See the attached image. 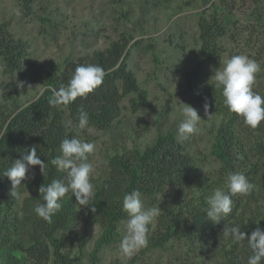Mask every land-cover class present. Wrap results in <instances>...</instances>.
<instances>
[{"label":"rangeland","instance_id":"obj_1","mask_svg":"<svg viewBox=\"0 0 264 264\" xmlns=\"http://www.w3.org/2000/svg\"><path fill=\"white\" fill-rule=\"evenodd\" d=\"M209 16L217 17L225 28V35L217 39L221 51L216 63L201 56L198 21ZM0 24H5L24 46L20 71L6 74L0 67V90H4L0 96V120L15 106H24L37 98L50 69L61 67L65 61L84 62L94 53H105L114 44L126 43L125 68L135 75L139 87L147 91V100L140 109L133 110L129 99L135 95H127L120 101V115L109 128H77L76 134L78 139L96 144V152L89 156V162L94 165L91 177L94 195L108 176V162L112 157L133 152L142 154L159 136L174 135L190 157L195 175H200L197 180L194 176L190 184L167 187L150 198L142 195L145 208L159 206L162 211L156 222L149 225V239L157 229L159 218L175 212L191 198L198 181L212 179L209 177L221 166L212 154V147L216 131L231 115L222 104L220 91L210 80L216 68L238 54L259 62L262 71L257 74L253 91L264 96V0H227L225 3L218 0H36L29 15L21 11L19 0H0ZM138 36L147 38L137 39ZM19 82H25L23 88L17 87ZM182 104L192 106L202 119L198 125L200 131L186 141H180L177 135ZM66 124L69 125L68 119ZM239 127L242 130L239 133L246 134L245 141L248 139L254 144L250 138L254 140L258 133L249 135L250 128L243 124ZM28 195L20 188L15 197L13 209L19 218L23 216ZM93 202L92 198L89 206ZM257 203L264 211V199ZM72 204L69 231L79 235L81 244H74L63 252L77 258L79 264L214 263L202 254L199 246L187 240L169 241L161 249L147 250V245L131 257L122 256L119 244L126 231L127 217L117 224L112 243L100 250L91 263L103 228L90 216L87 207L76 203L75 197Z\"/></svg>","mask_w":264,"mask_h":264},{"label":"trees","instance_id":"obj_2","mask_svg":"<svg viewBox=\"0 0 264 264\" xmlns=\"http://www.w3.org/2000/svg\"><path fill=\"white\" fill-rule=\"evenodd\" d=\"M35 2L19 0L21 11L29 15ZM198 30L201 56L204 60L215 62L221 51L217 39L225 35V28L217 17L209 16L199 19ZM125 44H114L105 53H94L84 62L65 61L61 67L50 69L43 91L33 102L26 104L30 105L28 108L15 106L1 117L0 174L33 146H36L37 155L48 166L43 174L39 166L31 167L21 186L16 189L18 193L20 188H24L29 194L24 202L22 218L14 213L16 196L11 195L10 181L0 176V216L3 217L0 223V264H79L77 258L63 252L74 244H81L79 235L69 231L68 225L74 196L68 193L51 222H46L34 211L37 203L42 202L38 189L54 179H65L66 173L58 170L50 161L60 155L59 147L63 139L78 138L76 129L79 128L81 109L89 115L87 127L105 130L120 115L123 97L135 95L129 99L133 110L140 109L147 100V91L139 87L135 75L125 68ZM23 56V44L13 37L5 24H0L2 72L14 74L20 71ZM82 64H95L106 70L108 74L102 85L86 98H77L67 106L52 105L53 90L66 85L75 68ZM66 119L71 121L70 126L66 124ZM241 124L242 121L232 114L228 122L218 128L212 147L213 156L221 164L218 172L215 171L210 180L198 181V187L193 185L190 199L175 212L159 218L147 250L161 249L169 241L187 240L199 246L202 254L214 261L212 264H246L251 255L247 243L237 244L227 240L222 231L225 225H239L246 238L257 228L264 231V211L262 205H257L259 200L264 199V122L256 129L248 130L249 135L258 133L254 140L250 138L254 144L248 139L245 141L246 134L239 133L242 131L239 127ZM229 173H242L253 187L246 196H233L232 212L220 223L213 224L204 212L207 198L214 189L224 186ZM194 176L195 180L200 177L195 175L192 160L171 133L159 136L142 154L133 152L112 157L108 162V176L93 197L96 211L90 212V216L103 228V236L91 263H94L100 250L112 243L117 224L127 217L122 211L125 194L138 189L143 196L150 198L167 187L188 185Z\"/></svg>","mask_w":264,"mask_h":264},{"label":"clouds","instance_id":"obj_3","mask_svg":"<svg viewBox=\"0 0 264 264\" xmlns=\"http://www.w3.org/2000/svg\"><path fill=\"white\" fill-rule=\"evenodd\" d=\"M147 37L138 36L137 39ZM135 43V41H132ZM262 71L261 64L250 59L244 54L233 55L223 61L222 66L216 68L210 80L215 89L220 91L222 104L229 115L235 114L243 125L256 129L264 122V96L253 91V85L257 74ZM108 73L104 68L95 64H82L75 68L70 80L58 90H53L51 104L54 106H67L77 98H86L103 83ZM25 82H19L18 88H23ZM31 88V85H29ZM4 90H0V96ZM182 121L178 127V139L188 140L197 134L202 120L197 110L192 106L182 104ZM30 105H24L28 108ZM205 114L208 113V105H204ZM89 124V115L81 109L78 118V127L84 129ZM71 125V121H69ZM95 142H85L78 138H65L62 140L60 155L54 157L50 163L60 171L66 173L65 179H54L47 186L41 185L38 189L42 202L35 206V214L46 222H51L52 216L61 208V201L68 193H72L76 203L81 207H87L95 213L96 208L89 206L94 196V185L91 177L94 173V165L89 162V156L96 152ZM33 166H39L41 174L45 173L47 163L37 155L36 146L30 148L27 154L16 160L0 176L6 177L11 183V195L18 196L16 189L26 178V173ZM242 173H229L226 176L223 187L213 190L207 198V206L204 209L206 218L213 224L224 220L233 210V196H246L252 189ZM80 207V208H81ZM79 208V210H80ZM78 210V211H79ZM122 211L127 215L126 231L120 241V253L124 257H131L149 243V225L156 222L162 211L158 207L145 208L140 190H133L125 194L122 199ZM222 235L225 239L237 244L246 242L251 252L246 264H264V231L257 228L247 236L241 231L239 225L224 226Z\"/></svg>","mask_w":264,"mask_h":264},{"label":"water","instance_id":"obj_4","mask_svg":"<svg viewBox=\"0 0 264 264\" xmlns=\"http://www.w3.org/2000/svg\"><path fill=\"white\" fill-rule=\"evenodd\" d=\"M121 61V60H120Z\"/></svg>","mask_w":264,"mask_h":264}]
</instances>
